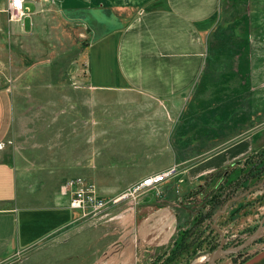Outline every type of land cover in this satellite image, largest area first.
<instances>
[{"label":"crops","instance_id":"obj_1","mask_svg":"<svg viewBox=\"0 0 264 264\" xmlns=\"http://www.w3.org/2000/svg\"><path fill=\"white\" fill-rule=\"evenodd\" d=\"M28 1H25L26 6ZM128 1L56 0L60 8L53 13V0H34V7L31 9L27 6L23 19L14 21L8 19L7 0H0V34L10 28L34 35L42 26L48 31L56 21H59L64 34L76 29L79 38L87 37L83 56L86 68L84 84L88 88L114 90L112 92L116 94V90H128L125 95L152 100V105L159 107L156 113L162 118L171 119L169 123L164 120L167 122L163 124L165 132H185L189 128L191 132L183 137L184 140L204 137L205 144L201 147L198 146L201 140H195L200 148L198 151L178 158V153L172 148H179L180 143L174 135H167L163 140L167 143L162 146L172 149L170 158L162 166L144 170L140 176L137 175L139 177L179 165L171 177L178 182H184L186 178L199 180L214 171L231 168L251 153L264 148L259 101L264 66V0H252V7L247 3L250 0H244L243 29L236 32L240 38L233 37L234 31L230 33L229 36L233 37L230 45L222 38L220 42L213 39L215 29L228 10V4L222 5L223 0ZM73 47L77 52L71 62H75L79 69L80 45H62L57 49L68 52ZM30 51H37V48H30ZM218 51L221 52L220 59L217 58ZM92 53L96 59L95 67L90 64ZM111 58L112 66L109 63ZM49 60L35 61L32 65L54 61L53 57ZM203 78L208 84L214 80L215 85L210 95H205L206 107L198 110L197 107L181 106L183 98L202 83ZM76 81L80 84V76ZM13 82L9 87L0 81L9 96L10 106L9 114L1 115L9 125L0 131V166L8 168L10 180L7 194L0 195V259L16 247H24L46 237L54 228L66 222L69 216L66 205L54 204L53 201L41 205L21 204L18 182V179H22V164L45 162L43 155L30 158L25 150L28 145L34 149L41 148V135L47 133V127L57 138V146L61 145L60 139L68 124L67 115L63 116L66 112L63 104L69 101L67 82L60 77L47 81L27 72L17 76ZM35 84L48 85L47 92L52 87L57 88L55 86L60 88L51 94L41 91L42 87L34 88ZM74 108L80 110L76 106ZM150 108L146 110L150 111ZM72 115V121H79L76 116H80V111ZM197 116L203 126L195 125ZM215 116L220 119L217 120ZM45 117H49L51 123L56 122L54 129H50L51 123L49 126L42 125ZM10 121L14 122V126ZM182 123L185 124L182 130L173 128L175 124ZM217 125L223 130L221 138L213 135L214 126ZM11 150L16 165L11 164L10 167L6 161ZM62 155L57 162L62 161ZM62 162L68 165V159ZM134 178L137 177H126ZM263 182L231 196L226 203L238 201L252 189L260 188ZM150 196L143 197V200H147L143 202L148 212L140 225L133 229L159 250V245H167L171 241L176 231V216L169 202ZM235 264H264V246Z\"/></svg>","mask_w":264,"mask_h":264},{"label":"rangeland","instance_id":"obj_2","mask_svg":"<svg viewBox=\"0 0 264 264\" xmlns=\"http://www.w3.org/2000/svg\"><path fill=\"white\" fill-rule=\"evenodd\" d=\"M138 1L146 2L147 0ZM223 1V6L228 4L226 6L228 10L224 17L225 21H220L215 29L213 39L220 42L222 38L230 45L233 37L240 38V35L236 36V32L243 29L242 10L245 4L244 0ZM247 3L252 7V0ZM52 5V11L55 13L60 6L56 0H53ZM27 6L32 9L34 0H29ZM51 27L52 29H49ZM51 27L45 31L42 26L41 30L36 32L37 35H29L10 28L4 34H0V81L1 84L10 87L17 76L27 72L47 81L60 77L67 82L69 101L63 104L66 110L63 116L67 115L68 124L61 136V145L57 146V138L54 133L49 132L47 127V133L41 135V148L34 149L28 145L25 150L30 154L28 156L30 158L43 155L45 162L34 165L22 164V168L19 167L22 169V179H18V182H20L21 204L41 205L53 201L54 204L66 205L69 216L66 222L54 228L46 237L27 246L16 247L13 252L0 259V264H207L211 258V251L220 244L221 235L217 236L212 232L206 239H201L202 234H196L194 231L196 226H194L192 230L195 233L187 232L179 248L170 252L172 239L167 245H159L157 250L154 244L146 242L133 229L134 226L140 225L148 212V207L143 202L147 201L143 200L145 195H151L150 197L155 200L161 198V201L169 202L175 216L174 207L179 208L182 201V209L179 208L178 211L181 224L190 225L189 222L194 217L193 208L202 202L204 196V192L197 190L198 184L203 183L204 176L199 180L186 178L184 182H178L175 177H169L158 186L126 194L116 202L110 201L107 214L101 219L85 217L80 214V211L69 206V193L62 189L68 180L74 179L79 185L82 183V185L91 186L109 200L111 197L129 192L134 183L150 174L139 177L144 170L162 166L170 158L172 149L178 153V158H183L186 154L198 151L199 147L205 143L204 137L197 138L198 141L201 140L199 147L195 144L197 139L184 140L191 132L188 131L189 128L185 132H165L166 128L163 124L170 117L166 119L158 115L156 110L159 107L157 104L152 105L154 102L152 100L140 99L137 95H125L128 90H116V94L112 92L114 90H110L111 93H109V90L88 88L84 84L86 68L83 56L85 48L83 46L87 37L79 38L75 28L69 34H64L59 21L53 23ZM262 29H264L263 26ZM233 31L234 36L230 37ZM61 44L63 47L80 45L79 69L75 66V62H71L77 50L73 47L68 52L66 50L61 52L57 49L62 46ZM30 48H37V51L31 52ZM93 56L92 53L90 64L95 67L96 59ZM52 57L54 61L48 63ZM220 57L221 52L218 53L217 58L220 59ZM40 60H48V64L40 62L37 66L32 65L33 62ZM109 63L113 65L112 58L109 59ZM262 67L259 101L264 126V66ZM78 76H80V84L76 81ZM202 81L190 90L189 94L187 93L186 98L181 101V106L197 107L198 110L206 107L205 95H210L215 85L214 80H211L212 84H208L209 82L207 83L204 78ZM1 84L0 131H4L9 123L7 119L1 118V115L4 117L7 113L9 114L10 106L9 96ZM35 85H33L34 88L42 87L41 91L51 94L60 88V86H55L57 88L50 86L52 88L47 92L48 85ZM219 85L217 83L218 87ZM32 92L34 93L33 90ZM109 95L116 97H109ZM74 106L80 110L75 109ZM147 107H151L150 111L146 110ZM75 111H80V116H76L79 121H72L74 117L72 113ZM198 116L196 122H193L196 126H203ZM214 118L220 119L216 116ZM51 122L49 117H45V123L42 125L49 126ZM54 126L56 122L51 123L50 129H54ZM183 126H185L183 123L175 124L173 128L182 130ZM219 127V125L214 126L216 128L213 132L214 137H222L223 130ZM167 135L177 137L180 143L179 148L169 149L162 146L167 143L163 141ZM61 154H63L62 161L68 159V165L62 161L57 162ZM13 156V150H11L6 161L7 166L16 165ZM177 167L179 168V165ZM7 169L5 166H0V195L8 192L10 171ZM131 176L137 178L126 179ZM261 184L260 188L252 189L250 193L244 195L243 206L231 220L229 218L225 221L226 218L219 216L226 201L219 206V210L212 211V224L224 237V251L220 252L214 264H235L241 258L264 246V182ZM240 190L241 188L238 191ZM216 218L217 223L214 220ZM252 236L256 237L251 240ZM249 240L254 241L244 245ZM212 242L217 245L210 251L208 245ZM194 251L199 253L193 255Z\"/></svg>","mask_w":264,"mask_h":264},{"label":"trees","instance_id":"obj_3","mask_svg":"<svg viewBox=\"0 0 264 264\" xmlns=\"http://www.w3.org/2000/svg\"><path fill=\"white\" fill-rule=\"evenodd\" d=\"M264 181V148H261L259 151L251 153L246 157L242 162H237L231 168H223L218 171L207 174L203 177V183L198 184L197 190L199 192H204L202 202L194 206V217L193 220L189 222L190 225L181 224V217L178 214L179 208L182 209V201H180L179 208L174 207L176 210V231L172 236V245L171 251H176L177 248L183 242L184 235L187 232L193 231L192 227L196 226L194 231L196 234L200 235L201 239L207 238L210 233L214 232L217 236L218 229L215 228L212 224V211L220 209V205L233 196L245 191L254 184H258ZM239 188H241L240 191ZM244 196L238 201L233 203L225 204V209L221 211V217H224L225 221L231 220L235 214L239 211L240 207L244 204ZM201 218V219H200ZM217 223L218 219H214ZM224 220H222L223 222ZM193 231V232H194ZM194 232V233H195ZM203 236V237H202ZM193 241V240H191ZM200 241V240H199ZM210 242V240H209ZM192 243V242H190ZM198 243V242H197ZM219 243V242H218ZM217 244L214 242L209 243L208 250H212L216 247ZM199 253V251H197ZM194 251L192 254H198Z\"/></svg>","mask_w":264,"mask_h":264},{"label":"built area","instance_id":"obj_4","mask_svg":"<svg viewBox=\"0 0 264 264\" xmlns=\"http://www.w3.org/2000/svg\"><path fill=\"white\" fill-rule=\"evenodd\" d=\"M26 0H7L6 11L9 20L20 21L27 13ZM177 171L176 166H171L153 173H150L134 183L129 192L121 196H115L107 199L101 193H98L93 187L77 183L74 179L68 180L63 185V191L69 193V206L85 217L101 219L107 214L109 202H116L126 194H133L144 188L158 186L167 178L173 176ZM79 182V181H78ZM159 192V191H158Z\"/></svg>","mask_w":264,"mask_h":264},{"label":"water","instance_id":"obj_5","mask_svg":"<svg viewBox=\"0 0 264 264\" xmlns=\"http://www.w3.org/2000/svg\"><path fill=\"white\" fill-rule=\"evenodd\" d=\"M225 209V206L223 207L222 211ZM221 235V240H220V244L217 248H215L214 250L211 251V258L210 261L207 262V264H214V262L216 261V259L218 258V256L220 255V252L224 251V237H222V234L220 232ZM256 236H252L251 240L253 238H255ZM249 240V242L251 241ZM245 245V244H244ZM243 246V245H242ZM238 248V247H236Z\"/></svg>","mask_w":264,"mask_h":264},{"label":"snow or ice","instance_id":"obj_6","mask_svg":"<svg viewBox=\"0 0 264 264\" xmlns=\"http://www.w3.org/2000/svg\"><path fill=\"white\" fill-rule=\"evenodd\" d=\"M17 2H18V0H17Z\"/></svg>","mask_w":264,"mask_h":264}]
</instances>
